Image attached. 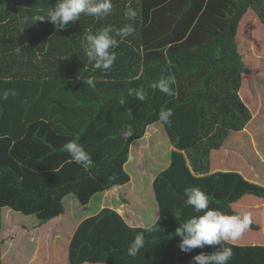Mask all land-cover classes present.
Returning a JSON list of instances; mask_svg holds the SVG:
<instances>
[{
    "label": "trees",
    "instance_id": "trees-1",
    "mask_svg": "<svg viewBox=\"0 0 264 264\" xmlns=\"http://www.w3.org/2000/svg\"><path fill=\"white\" fill-rule=\"evenodd\" d=\"M56 3L0 0V91L16 92L0 101V228L3 207L44 224L64 213L68 194L86 205L98 192L126 190L132 145L157 122L171 147L168 164L152 182L160 230L131 226L127 211L121 216L104 206L79 223L68 263L192 264L194 256L217 251L219 245L182 252L175 231L202 215L185 205V188L199 187L211 209L229 215H240L235 203L245 194L264 201V186L238 172L209 173L208 159L210 149L220 148L230 131H241L251 119L238 95L248 70L235 36L249 10L264 25V0H112V13L102 19L82 14L60 31L47 19L35 23ZM128 10L134 21L126 19ZM125 23H133L135 32L117 37L114 65L95 69L82 47L85 37ZM162 75L174 78L173 96L151 87ZM140 87L144 101L128 96L130 88ZM162 108L173 110L170 125L159 121ZM129 128L134 134L125 139L122 132ZM72 141L92 155L87 169L67 162L64 145ZM112 195L119 207L129 202L121 191ZM250 228L258 227L252 222ZM139 232L145 247L130 257L127 248ZM225 246L233 250L229 264H264V244Z\"/></svg>",
    "mask_w": 264,
    "mask_h": 264
},
{
    "label": "clouds",
    "instance_id": "clouds-1",
    "mask_svg": "<svg viewBox=\"0 0 264 264\" xmlns=\"http://www.w3.org/2000/svg\"><path fill=\"white\" fill-rule=\"evenodd\" d=\"M112 11V0H57L55 6L46 15L36 16L34 20L36 23L47 19L55 26L57 31H60L71 23L79 21L82 14L102 19L110 15ZM124 15L128 21H134L135 19V13L131 10L126 11ZM134 32L133 23H125L119 28L107 26L95 33L88 34L82 45L88 62L92 63L94 68L98 70L107 71L111 69L116 61L113 49L118 46L117 37L124 39ZM86 82L93 85L92 79H88ZM174 82L173 77L162 75L159 80L152 83L151 87L166 96H173L174 89L172 86ZM10 95L15 96L16 92L12 89L0 91V101H7ZM128 96L135 98L137 101H144L146 98L143 87L130 88ZM125 104V100L121 98L120 105ZM172 116L173 110L171 108H162L158 114L159 121L165 125L171 124ZM133 134L131 128L122 132L125 139ZM64 147L70 157L67 162L81 165L87 169L92 160V155L85 150L83 145L72 141L66 143ZM111 179H115V177ZM114 187H118V185H114ZM184 195L186 197L185 205L190 206L195 213H202V215H194L176 228L175 235L180 237L179 249L182 252L189 253L196 248L219 245V249L211 254L201 253L194 256L192 264H229L233 257V250L231 247L225 246V242L238 240L250 228L252 224L251 217L247 214L229 215L211 209L209 207V196L199 187L185 188ZM174 216L178 219L180 213L177 212ZM159 218L156 214V220L146 231L151 232L159 229L157 225ZM145 243L144 232H139L128 246L127 255L136 257L141 249L145 247Z\"/></svg>",
    "mask_w": 264,
    "mask_h": 264
},
{
    "label": "crops",
    "instance_id": "crops-1",
    "mask_svg": "<svg viewBox=\"0 0 264 264\" xmlns=\"http://www.w3.org/2000/svg\"><path fill=\"white\" fill-rule=\"evenodd\" d=\"M238 33V32H237ZM253 48V47H252ZM251 53V50H249ZM249 66V65H248ZM257 82H253V80L244 79V74L241 78V84L239 88V96L242 102L248 107L251 117L259 114L256 113V109L260 108L261 104L258 102L257 106H253L254 111H251V104L248 100L252 99V91H256ZM249 91V95L248 92ZM259 101H262L261 99ZM264 110V105H263ZM252 119L246 124L243 130L238 132H230L227 139L225 140L223 146L218 149H212L214 152L224 153L228 155L229 160H224L221 157L217 158V155L214 154V158L211 159V151L209 152V173L214 171H236L240 175H242L246 180L257 183L261 186H264V177H257L254 171H252L253 176H250L249 166L252 169V164L250 161V154L245 152L244 147L239 146L240 143L237 141L239 138V134H244L248 129L249 123H251ZM264 134V120L261 124V127L257 126V133ZM233 136H237L236 139H232ZM254 144V143H251ZM261 146H264L261 145ZM223 147V148H222ZM247 147V146H246ZM255 149V148H254ZM171 150V147H168V155ZM261 150V149H259ZM239 153L245 158L240 159ZM248 156V157H247ZM257 156L258 151H257ZM248 158V159H247ZM264 163V160L261 159ZM218 161L222 164H218ZM169 160H167L164 169L168 164ZM215 162V163H214ZM232 162V163H228ZM228 164V165H227ZM148 166V165H147ZM152 169H156L150 166ZM157 169V173L162 170ZM155 177V176H154ZM153 178V177H152ZM131 181V177L128 184ZM153 182V179H152ZM126 186V185H125ZM132 190V189H131ZM123 192L124 196L129 199L131 195L130 189L123 188H115L114 190L98 192L100 196L98 197L97 202L93 205V198L97 195L95 194L89 201L88 204L82 205L78 202V200L72 195L68 194L63 198V204L65 200H68L71 206L76 207V212L67 213L66 207H64V213L60 216L52 218L44 224H38V222L31 216L29 217V222H15V218L13 216H9L10 211L3 207L1 209L2 213V223L0 228V264H61V255L65 258L66 264L68 263L67 259V251L68 245L71 236L75 232L79 223L85 219L86 217L92 216L96 214L100 209L104 206L113 207L121 216L126 214L129 216V224L131 226H141L148 227L151 226L156 220V214L159 216V206L156 201L154 189V199L157 205V213L151 218V222L149 224H145L142 220L136 216V213L133 212V208L125 207L128 203L122 204L123 206L119 207L118 204H115L113 201V193L118 194L119 192ZM105 200L107 204H105ZM252 200L254 204L246 205L248 201ZM77 204H80L81 208H77ZM118 205V206H116ZM235 208L239 212L240 215H249L251 217L252 222L258 227L257 229L249 228L244 234L236 241V243L242 244H264V201L256 202V199L253 195L245 194L241 200L235 203ZM5 209V212L3 210ZM84 213V214H83ZM86 213V215H85ZM84 215V216H81ZM13 218L15 220H13ZM26 219V217H24ZM137 218V219H136ZM18 223V224H17ZM28 225V226H27ZM60 246V247H59ZM60 253V256H59ZM84 264H104V263H84Z\"/></svg>",
    "mask_w": 264,
    "mask_h": 264
},
{
    "label": "rangeland",
    "instance_id": "rangeland-1",
    "mask_svg": "<svg viewBox=\"0 0 264 264\" xmlns=\"http://www.w3.org/2000/svg\"><path fill=\"white\" fill-rule=\"evenodd\" d=\"M237 32L238 33H236L235 39L237 43L238 58H240L242 64L248 70V73H244L245 82L246 80L252 79L253 82L256 81L258 84L256 91H252L251 93L252 99L248 100L252 107L251 111H254L253 106H257L258 102L262 103L260 108L256 109V113L259 114V116L255 115L254 117H251L252 121L248 125L249 130H247L244 134H239L237 141L240 143L239 146L246 148L245 152L247 151V153L250 154L249 157L252 164V169L249 166L248 170V172H250V176H253L252 171H254L256 174L255 176L264 177V163L261 160H264V146H261L264 144V134L263 132L260 134L257 133L256 136L257 126L261 127V124L264 120V25L261 24L255 12L249 10L241 18L238 24ZM249 50H251V53ZM246 91L249 95V91ZM260 99L262 101H259ZM153 127L155 128L154 132H152ZM236 137L237 136H233L232 139L234 140ZM223 144L221 146H223ZM168 147H170L168 138L163 128H161V125L157 122L151 124L146 128V135L140 140L134 141L131 150V160L125 165V170H127L129 177H131V184L126 185V188L130 189L131 195L129 196V202L127 206L123 207H129L131 209L133 208V212H135L136 216L139 218L136 219H141L145 224H149V222H151V218L155 215V213H157V205L154 199L152 179L157 174V171L162 169L165 166L167 160H169ZM257 151L259 157L257 156ZM214 154L217 155L218 160L220 157L224 160H229L228 155L220 152H214V150L211 151V159L214 158ZM239 158L245 159L240 153ZM218 164L222 165L219 161ZM150 166L153 168L155 167L156 169H152ZM99 196L100 195L97 194L93 198V205L97 202ZM105 204H107L106 200ZM77 205V208L79 207L80 209V204ZM64 207H66L67 213H70L71 209L72 212H76V207L71 206L68 200L64 201ZM7 208L8 207L5 209ZM5 209L3 212H5ZM8 210L10 211L9 216H13L16 219L15 220L13 218L15 222H29L30 218L26 215H23L21 212L12 210L10 208H8ZM24 217H26V219ZM61 264H66V260L62 255Z\"/></svg>",
    "mask_w": 264,
    "mask_h": 264
}]
</instances>
